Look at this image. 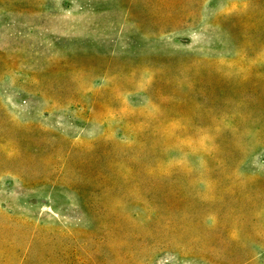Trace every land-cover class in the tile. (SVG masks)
<instances>
[{
    "label": "rangeland",
    "instance_id": "rangeland-1",
    "mask_svg": "<svg viewBox=\"0 0 264 264\" xmlns=\"http://www.w3.org/2000/svg\"><path fill=\"white\" fill-rule=\"evenodd\" d=\"M0 264H264V0H0Z\"/></svg>",
    "mask_w": 264,
    "mask_h": 264
}]
</instances>
